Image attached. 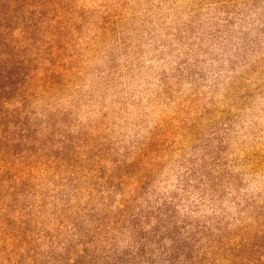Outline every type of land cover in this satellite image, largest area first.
Segmentation results:
<instances>
[{
    "label": "rangeland",
    "instance_id": "obj_1",
    "mask_svg": "<svg viewBox=\"0 0 264 264\" xmlns=\"http://www.w3.org/2000/svg\"><path fill=\"white\" fill-rule=\"evenodd\" d=\"M36 10L15 33L29 126L0 140V264L126 250L165 206L264 261V0Z\"/></svg>",
    "mask_w": 264,
    "mask_h": 264
},
{
    "label": "trees",
    "instance_id": "obj_2",
    "mask_svg": "<svg viewBox=\"0 0 264 264\" xmlns=\"http://www.w3.org/2000/svg\"><path fill=\"white\" fill-rule=\"evenodd\" d=\"M45 2L0 0V140L8 135L11 126L24 131L29 126L22 116L25 111L22 109L29 101L28 86H25L29 67L23 47L18 44L22 37L15 33L20 28L21 32L28 33V23L34 20L35 12H39L36 7L41 8ZM15 102L22 103L23 108L12 107ZM0 154H4L1 147ZM169 209L165 206L150 214L157 218L156 226L145 235L135 237L126 250L115 247L111 253L98 256L96 251H91V244L85 243L82 253L76 257H70L68 253L58 260V264H243L246 240L229 237L220 229L211 232L206 219H200L194 213H188L179 223V218L168 214Z\"/></svg>",
    "mask_w": 264,
    "mask_h": 264
}]
</instances>
